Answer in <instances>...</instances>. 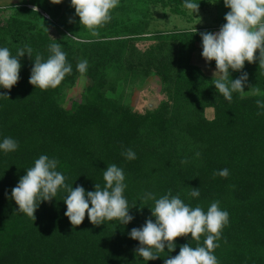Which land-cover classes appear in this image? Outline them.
Instances as JSON below:
<instances>
[{
  "label": "trees",
  "instance_id": "1",
  "mask_svg": "<svg viewBox=\"0 0 264 264\" xmlns=\"http://www.w3.org/2000/svg\"><path fill=\"white\" fill-rule=\"evenodd\" d=\"M214 1L192 0L200 10ZM58 2L0 8V48L12 55L32 48L30 58L25 52L20 59L18 83L10 90L0 87V94L8 95L0 96V143L5 138L18 142L14 152L0 150V264H164L184 244L204 246L207 233L198 241L189 234L156 260L136 256L139 241L129 237L130 231L147 218L155 222L150 210L155 201L143 197L152 193L159 199L169 190L205 213L215 201L228 212L213 252L218 264H264V114L258 115L264 109L256 104L264 101V68L259 61L230 70L229 79L246 72L247 85L258 86L261 94L245 86V94L234 92L227 101L212 84L213 76L194 61L205 31L151 29V6L186 17L191 10L182 6L184 0H119L96 36L80 24L71 0L65 8ZM52 43L62 45L72 72L56 88H35L29 83L35 57L47 60ZM81 60L88 61L85 73L77 70ZM206 64L216 69L215 61ZM151 78L159 79L162 99L140 112L129 104L128 88ZM80 79L85 93L80 100L67 99ZM127 149L135 159L122 154ZM41 155L58 160L56 170L65 183L86 192L95 184L105 186L108 165L122 168L134 219L96 226L86 213L73 227L65 216L64 188L40 204L35 221L19 212L11 190ZM223 169L229 171L226 178L213 177ZM191 188H199L200 196L192 197Z\"/></svg>",
  "mask_w": 264,
  "mask_h": 264
},
{
  "label": "clouds",
  "instance_id": "2",
  "mask_svg": "<svg viewBox=\"0 0 264 264\" xmlns=\"http://www.w3.org/2000/svg\"><path fill=\"white\" fill-rule=\"evenodd\" d=\"M118 4L119 0H71L80 24L90 30L93 36L98 35L97 29L101 25L111 20V11ZM224 5L230 9L224 17L226 23L216 33H200L202 57L205 61H215L216 64L212 84L227 101L232 100L234 92L245 94V86L250 88L251 94L260 95L258 86L247 85L246 72L235 80L229 77L230 70L241 71L245 62L252 64L258 60L259 68H264V0H224ZM182 6L194 14L199 11V4L192 0H184ZM49 51L51 55L47 60L42 61L41 56L36 55L29 79L31 85L42 90L56 88L72 72V66L67 63L61 44L52 43ZM25 52L30 58L32 48L26 46L18 49L16 55H12L7 47L0 48V87L10 90L18 83L22 66L20 59L25 56ZM257 52L259 56L256 55ZM87 67V60H81L77 64L80 73H85ZM217 75L219 78H216ZM0 96L8 98L7 94ZM256 104L264 109V101L257 100ZM260 114L264 113H258ZM17 148L18 142L12 138H5L0 143V150L5 152H14ZM122 154L129 160L136 158L131 149ZM58 164V160L41 155L35 160L34 166L19 179L18 184L11 190V199L15 201L19 212L35 221L34 214L40 204L50 202L58 189L64 188L68 193L64 199L67 208L65 216L73 227L83 223L86 213L89 221L96 226L106 220H119L127 225L134 219L129 214L130 208L124 196L127 185L122 168L115 164L108 165L103 171L105 186L101 188L100 184H95L94 191L86 192L83 186L73 188L66 184V177L56 170ZM217 175L226 178L229 171L223 169L213 173V177ZM191 189L192 197L200 196L199 188ZM143 199L155 201L154 207L150 209L155 222L151 217L147 218L142 227L130 231L129 237L139 241V247L135 249L136 256L145 261L156 260L160 258L159 253L164 252L165 247L169 253L175 250L174 241L177 238L190 234L192 240L198 241L201 235L207 233L204 246L184 244L180 246L179 254L175 257L169 255L164 259V264H218L213 252L219 247L216 241L229 221V214L221 210L219 201L211 203L205 213L200 206L193 208L186 205L179 195L173 196L171 190L159 199L152 193H146Z\"/></svg>",
  "mask_w": 264,
  "mask_h": 264
},
{
  "label": "rangeland",
  "instance_id": "3",
  "mask_svg": "<svg viewBox=\"0 0 264 264\" xmlns=\"http://www.w3.org/2000/svg\"><path fill=\"white\" fill-rule=\"evenodd\" d=\"M69 1L70 0H62L64 8ZM28 2L34 4H46L48 0H0V8ZM31 8L36 9L35 6H32ZM150 9L153 13L152 30L171 31L174 29H196V31H206L215 28V30H213L214 33L220 30V27L218 26L224 24L223 18L226 13L230 11V9L225 7L224 0L214 1L206 9H199L198 13L194 14L191 11L186 17L173 15L168 9H163L160 5L155 7L151 6ZM45 17L49 18L48 15H45ZM145 45H142L141 47L144 48ZM198 46L200 47L195 55L194 61L196 64L200 65L207 74L213 76L216 69L207 66V61L202 57V45L198 44ZM85 90L86 82L84 79H80L77 86L69 92L67 99L80 100L81 95L85 93ZM128 91L131 93L129 104L140 112L156 107L162 99L161 83L158 78H151L143 83L137 82L132 85L131 88H128ZM67 104L70 105V101H67ZM212 116L213 111L208 110L207 117L212 118Z\"/></svg>",
  "mask_w": 264,
  "mask_h": 264
}]
</instances>
